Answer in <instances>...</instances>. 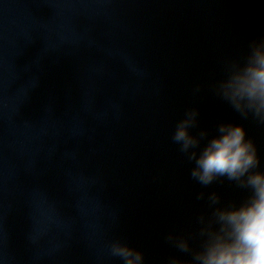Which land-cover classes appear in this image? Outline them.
I'll list each match as a JSON object with an SVG mask.
<instances>
[{"label":"water","instance_id":"obj_1","mask_svg":"<svg viewBox=\"0 0 264 264\" xmlns=\"http://www.w3.org/2000/svg\"><path fill=\"white\" fill-rule=\"evenodd\" d=\"M261 36L264 0H0V175L117 264V239L165 264V235L207 211L198 192L246 196L191 180L171 139L184 111L210 134L244 123L264 165V125L212 91Z\"/></svg>","mask_w":264,"mask_h":264},{"label":"clouds","instance_id":"obj_2","mask_svg":"<svg viewBox=\"0 0 264 264\" xmlns=\"http://www.w3.org/2000/svg\"><path fill=\"white\" fill-rule=\"evenodd\" d=\"M221 72L213 94L241 120L264 125V36L251 39L243 56L226 60ZM171 139L202 189L227 181L246 196L224 202L215 190L198 192L196 199L205 201L207 211L196 217L192 232L165 235V243L180 254L170 255L165 264H264V165L244 123L221 121L210 134L200 127L199 108L189 107ZM108 251L123 264H152L142 250L119 239Z\"/></svg>","mask_w":264,"mask_h":264}]
</instances>
